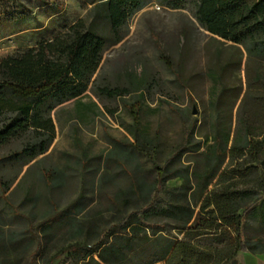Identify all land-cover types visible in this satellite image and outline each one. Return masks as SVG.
<instances>
[{"label": "trees", "instance_id": "1", "mask_svg": "<svg viewBox=\"0 0 264 264\" xmlns=\"http://www.w3.org/2000/svg\"><path fill=\"white\" fill-rule=\"evenodd\" d=\"M17 1L0 0V41L15 34L12 29L30 17L28 6L23 5L20 10ZM174 1L179 8L186 0ZM191 1L196 5V20L211 39L224 46L231 44L239 53L237 60H222L219 53L209 76L218 85L214 95L217 98L210 105L219 109V100L229 95L222 75L233 64L239 70L244 66L245 84L241 80V88L230 106L233 116L242 98L238 123L234 128L230 122L222 131L215 124L197 142V121L185 126L183 144L171 152L158 171L155 193L165 194V199L154 197L142 209L120 218L107 234H99L95 246L85 244L76 251L79 258L70 254L63 264H237L240 253H264V0ZM147 2L93 0L87 18L68 26L63 33L0 57V117H4L0 146L25 133L33 135L24 141L22 151L9 157L14 161L25 158L23 168H28L21 179L22 172L9 184L0 182L5 192L22 189L29 173L42 160H38L40 156L52 147L57 132L51 117L53 110L76 101L78 111L84 114L97 106L95 102L80 103L90 88L95 96L111 100L125 99L146 84L142 80L132 89L99 87L94 78L101 68L104 50L124 41L123 27ZM162 59L180 79L175 65L164 54ZM141 109L142 99L129 108L134 129L141 127ZM129 132L138 140L134 131ZM131 148L147 155L137 143ZM117 156L120 154L113 151L108 163L117 162L126 172ZM186 156L190 160L183 163L185 170L170 169L176 159ZM76 166L79 171H86L88 163ZM73 170L71 163L65 169L41 171V181L45 182L41 196L54 199L66 194ZM167 174L171 176L168 179ZM172 179H180L181 184L168 185L166 182ZM50 202L54 214L46 220L47 224L40 225L44 232L48 227L54 230L79 218L77 209L68 213L69 210L58 209L55 201ZM3 217L1 214L0 227L6 228ZM173 231L177 236L169 235ZM4 251L0 243V252Z\"/></svg>", "mask_w": 264, "mask_h": 264}, {"label": "rangeland", "instance_id": "2", "mask_svg": "<svg viewBox=\"0 0 264 264\" xmlns=\"http://www.w3.org/2000/svg\"><path fill=\"white\" fill-rule=\"evenodd\" d=\"M92 2L18 0L19 9L27 5L31 14L20 27L12 29L15 34L0 41V57L63 33L68 26L87 18ZM177 4L174 0H148L123 27L124 41L104 50L101 68L94 78L98 86L132 89L144 80L146 84L139 92L125 99L110 100L95 96L90 88L80 103L95 102L97 106L92 110L82 114L78 111V102L70 101L52 111L57 137L49 156L29 173L22 189L7 193L0 188V215L6 218L8 226L0 227V243L5 247L0 252V264H33L34 261L35 264H63L70 254L79 258L76 251L80 247L95 246L99 234H107L120 218L142 209L154 197L165 199V194L155 193L158 171L171 152L183 144L185 126L197 121L195 142L200 135L212 131L215 124L220 131L230 122L236 127L242 98L233 116L230 106L241 88V80L245 84L244 66L239 70L233 64L222 75L230 96L219 100V109H212L210 105L217 98L214 95L218 85L209 76L219 53L222 60H237L239 53L231 44L224 46L211 39L195 18V2L186 0L179 8ZM163 54L175 65L180 79L164 64ZM140 99L141 127L134 129L129 108ZM3 119L0 117V126ZM32 136V132L25 133L0 146V182L9 184L21 172L20 179L23 177L28 168H23L25 158L14 161L9 157L22 151L24 141ZM135 143L147 155L133 152L131 146ZM113 151L120 154L117 158L125 165L126 172L117 162L108 163ZM189 158L176 159L170 169L185 170L183 163ZM83 162L88 163L87 170L79 171L76 163ZM71 163L74 170L70 173L73 176L66 194L54 199L42 197L45 182L41 181V171L65 169ZM170 177L166 175V179ZM166 183L177 186L181 180ZM135 186L139 188L138 197H135ZM50 200L55 201L58 209L69 210L68 213L77 209L79 218L54 230L48 226L46 232L39 229L54 214ZM169 235L177 236V232Z\"/></svg>", "mask_w": 264, "mask_h": 264}, {"label": "crops", "instance_id": "3", "mask_svg": "<svg viewBox=\"0 0 264 264\" xmlns=\"http://www.w3.org/2000/svg\"><path fill=\"white\" fill-rule=\"evenodd\" d=\"M56 131H57V128H56ZM56 137H57V132H56ZM56 137H55L54 141L56 140ZM50 150H51V148H50ZM50 150L48 151L47 154L40 156V158L38 160H41V159L49 156ZM237 262H238L237 264H264V253L262 255L252 254L249 252L248 253H240L239 256L237 257Z\"/></svg>", "mask_w": 264, "mask_h": 264}, {"label": "water", "instance_id": "4", "mask_svg": "<svg viewBox=\"0 0 264 264\" xmlns=\"http://www.w3.org/2000/svg\"><path fill=\"white\" fill-rule=\"evenodd\" d=\"M209 34V33H208Z\"/></svg>", "mask_w": 264, "mask_h": 264}]
</instances>
